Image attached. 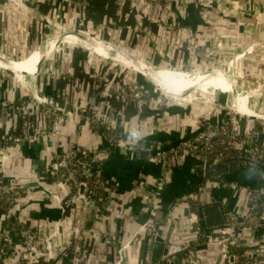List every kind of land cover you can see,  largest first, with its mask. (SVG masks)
I'll return each instance as SVG.
<instances>
[{
  "label": "crops",
  "instance_id": "0c3cea01",
  "mask_svg": "<svg viewBox=\"0 0 264 264\" xmlns=\"http://www.w3.org/2000/svg\"><path fill=\"white\" fill-rule=\"evenodd\" d=\"M153 5L142 0H0V53L18 60L36 50L48 54L54 47L52 41L64 31L85 30L89 35L98 34L106 41L117 45L119 42L126 43L131 50L143 52L151 66H157L155 59L158 56L149 51V47L154 49L155 43L158 45L162 40L167 41L162 45L165 48L163 54L169 52L174 62L184 58L186 52L190 51L187 47L190 36H186L189 34L229 56L228 46L222 43L239 42L238 38L241 37L240 44H248L253 29L249 15L257 12L260 26L256 35L261 44L257 49L259 70H244L247 64L243 63L238 65L240 70L195 71L228 77L238 86L252 80L254 89L257 84V89L264 90V36L261 33L264 30V1L234 0L232 4L228 1V5H224L226 13L223 14L214 2L208 9L211 18L209 24L203 18V11L206 10L203 4L201 7L198 4L180 6L173 3L164 12H158ZM175 41L179 42L177 46L173 44ZM133 53L137 54L138 51ZM101 55L93 50L66 45L55 58L57 63H61L60 80L47 79L40 72L32 78L34 82L27 84L22 82L24 76L20 74H33L35 70L28 68L25 71L23 68L15 71L21 81L9 71L6 74L5 70H0V136L3 133L17 135L26 123L32 127L45 123L41 110L26 120L15 111L16 104L25 99L31 89L41 96H53L71 88L68 95L71 96L70 104L66 103V107L72 106L73 109L63 122L59 136L42 137L36 143L9 145L5 149L0 160V176L5 186L27 192L11 208L5 200H1L0 217L8 215L13 221L38 231L40 236L49 235L58 225L54 241V251L58 255L67 252L69 243L81 232L80 224H83L87 233L78 264H106L107 260H112L109 254L113 252V245L111 247L104 242L107 234L115 235L119 240L114 249L118 243L129 245L123 253V264H162L160 260L166 240L178 243L186 237L188 198L194 199L199 206L212 203L219 205L208 208H214L219 213L222 224L220 210L240 214L246 211L248 202L244 192L218 188L217 182L206 180L202 167L195 160L185 152H180L170 160L167 185L147 207L145 199L160 179L161 168L146 156L130 159L121 151H113L104 164L103 175L110 184L118 186L112 189L106 199L103 230L98 234L92 217L78 204L66 207L65 212L61 213L59 204L70 190L64 182H52L45 176L52 154L61 147L66 150L72 141L96 149L106 147L99 134L93 132L73 106H82L87 102L108 113L114 117L119 134L129 142L148 144L156 140L177 145L202 130L203 118L222 114V108L211 100L230 103L236 99L227 90L217 89L210 90V94L200 95L203 98L194 102L164 95L167 104L159 111L149 103L126 104L115 94L105 97L94 82V74L101 75L113 91L124 83L134 88L140 86L161 98L163 94L144 77L111 67ZM36 57L34 54L28 63L34 60L32 64L35 65ZM216 63L217 68L222 66V63ZM127 67L131 66L128 64ZM71 74L73 78L69 77ZM235 75L242 79L235 80ZM72 82L79 89L76 93L73 85H69ZM184 84L175 87L169 85V89L178 95L179 91L188 89L178 87H193ZM243 88L249 94V88L246 85ZM250 98L247 106L255 110L254 106L257 105V111L264 114V100ZM240 120L242 128L254 124L243 118ZM260 167L243 168L235 165L232 168L229 164L225 172L218 174V180L236 183L244 189L261 188L264 191V168ZM86 218L88 222L85 223ZM156 227L159 231L157 236H153L151 234L156 231ZM196 241L187 254L176 255L173 264H222L218 246L205 245L201 239ZM237 241L249 260L257 255L264 257V233L243 227L238 231Z\"/></svg>",
  "mask_w": 264,
  "mask_h": 264
},
{
  "label": "built area",
  "instance_id": "2783aa9c",
  "mask_svg": "<svg viewBox=\"0 0 264 264\" xmlns=\"http://www.w3.org/2000/svg\"><path fill=\"white\" fill-rule=\"evenodd\" d=\"M163 1L164 4L160 6L169 8L174 0ZM124 89L125 87L119 84L115 92H121V98L126 104L149 103L158 111L167 104L165 94L159 89L158 91L163 94L162 98L148 91L139 90L138 87L126 88V91ZM103 90L105 97L113 95L111 93L113 90L109 86L105 85ZM248 95L251 97L250 93ZM185 98L183 96L181 99ZM53 104L52 101L47 100L46 96H41L34 89H31L25 99L16 104L15 111L23 120L34 116L41 108L45 123L34 127L26 123L17 135L3 133L0 136V160L9 145L36 143L42 137L60 135L61 126L70 113L67 107L59 109ZM84 108L86 109L79 110L80 115L84 117L93 132L99 134L106 147L96 149L72 141L66 150L61 147L52 154L51 163L45 170V176L52 182H64L70 190L68 196L59 204L61 213L65 212L66 207L78 204L86 214L92 217L99 234L103 230L106 199L112 189L118 186L110 184L103 175L104 164L113 151H121L130 159H135L139 152H146L147 159L161 168L160 179L145 199L147 207L167 185L171 158L180 152H185L201 166L207 164L206 180L217 182L218 188L244 192L248 206L242 214L225 213V224L222 229L201 232L197 214L199 204L194 199L188 198L186 237L178 243L166 240L164 246L167 248V254L164 258L174 262L176 255L187 254L189 248L195 245L196 240L200 238L205 245L219 247L222 264H231L236 260L234 251L237 249L241 250L240 257H247L245 264H264V257L261 255L249 260L247 253L242 250L237 241L238 231L243 227L264 233V193L261 194L254 189H244L236 183L218 180L220 178L215 172L216 166L222 163L227 165L234 163L243 168L257 166L264 168V125L254 123L256 127L242 128L241 117L235 111L222 109L220 116L214 114V118L211 116L203 118L202 130L177 145L156 140L143 144L138 141L129 142L122 137L117 131L114 117L99 110L95 105L88 103ZM254 112L264 115L257 110ZM198 191L200 192L201 188ZM26 192L16 187H6L0 176V201L5 200L10 208L25 196ZM84 222H88L87 218ZM83 226L80 224L81 232L75 236L73 242L69 243L67 252L58 255L54 251L58 225L49 235L40 236L38 231L23 226L19 221H13L8 215L4 218L0 217V264H78L84 251L83 242L87 233ZM158 231L156 227V231L151 235L157 236ZM104 242L114 247L119 240L117 241L115 235L107 234ZM118 244L115 249L112 247L113 252L109 255L113 258L111 261L107 260L106 264H123V253L129 245Z\"/></svg>",
  "mask_w": 264,
  "mask_h": 264
},
{
  "label": "rangeland",
  "instance_id": "374dc122",
  "mask_svg": "<svg viewBox=\"0 0 264 264\" xmlns=\"http://www.w3.org/2000/svg\"><path fill=\"white\" fill-rule=\"evenodd\" d=\"M142 1L143 2H148L149 1V2L153 3L154 4L153 6L158 10V12H164V11H167V10L170 9V7L169 8H164V7L160 6L161 4L162 5L164 4L163 0H155V1L154 0L153 1H151V0H142ZM228 1H229L230 4H232V2L234 0H174L173 3L174 4H180V6H183L185 4L186 5L198 4L201 7H202L201 4H203V6L206 9V10L203 11V18L208 23V22H211V18L209 16L210 12L208 11L210 5H212L215 2L216 5H217L216 8L219 9V12L223 14L225 12V6L224 5L225 4L228 5ZM262 1H264V0H259V2H262ZM240 7H241V9H243L242 6H240ZM249 18H250V22L252 23V26H253L252 28L253 29L250 31V40H249L250 42L248 44H246L244 46L242 45V43L240 44L241 39H242L241 37L238 38L239 42L231 41V42H223L222 43L223 46H225V45L228 46V50H230L229 56H225L224 52L214 49L212 45H209V43H206V42L203 43V42L198 41L197 39H195L193 34L186 35L187 37L190 36L187 39V41L189 40V42H187V47H188V50H190L189 52L191 54H189V52L187 51L186 55H184V58L178 59L177 61L175 60L174 62H172V56H170L169 52L167 54H163V52L165 51V48H163L162 45H165L167 43V41L164 42L163 40L158 45L155 43L154 49L149 47L150 48L149 51H152V53H155V55L158 56V58L155 59V62H158L156 64L157 66H155V65L151 66L149 64L150 60L148 58H146V56L144 55L143 52H141L139 50H131L130 47L128 46V44H126V43L125 44H121V42L118 43V46L121 48L122 52H124V55L127 58V62L133 63V67L134 68L129 69L128 67H124V66L121 68L120 66L116 65V63H114L110 59H108V56L103 55V54L101 56L105 57V60H106L105 62L110 64L111 67H113V68L117 67V68L123 69L125 71V73L126 72L127 73H130V72L131 73H139V74L142 73L143 75H145L146 73H144L143 70H145V71L147 70L150 74L152 72L154 73V71L156 73H157V71L158 72L162 71L161 73L162 74L165 73V75L167 73L168 74L169 73L177 74L178 76H181V79L183 77H186L185 78L186 81H184V83H185L184 85H187L188 81H192L193 79H197L198 82L195 84L196 86L194 85L193 87H186V86L179 87V88H184V89L188 88V89L187 90L185 89V91H179L178 95H176V93H174L172 90H170L168 86L167 87L166 86L163 87V85H160V84H162V82H160V84H157V88L159 90H161V92L163 94H165V95L176 96V97H178V96L183 97L184 96V97H186L184 99L185 101L194 102V101H196V99H198L199 95L208 94L207 91H206L207 88H205L203 86L204 81H208V82L211 81L214 84H216V85H218L220 87H223V88H226V87L229 88L228 86L235 85L232 82V80L230 78H228V77H222L221 75H219V76L214 75L213 76V75H209L208 74V73H211V72L200 73V72L195 71V70H240L238 65H241L243 63L247 64L244 70H259V68H260L259 65L260 64L258 65L259 56H258L257 49L261 47L260 46L261 44L258 41V38H257L258 35H256V32L258 31V25L260 26L259 13L251 12V14L249 15ZM261 33L263 34L262 36H264V30H261ZM68 37H70V35L67 36L66 38H68ZM60 40L57 39L56 41H54V40L52 41V43H54V47H53L52 51H50V52H53L55 46L57 44H59ZM77 40L80 41L82 44H85V45L88 44V45L93 46V47L103 48V49H106V50H109V51L113 52V49L111 48L109 43L106 40H104L102 37H100L98 34L88 35V36H85V37H78ZM172 41H174V40H172ZM76 43H78V42H76ZM76 43H73V44L71 43V45L72 46H79V47L84 48L83 46H81L79 44H76ZM173 44L175 46H177L179 44V42L175 41ZM205 44H208V45H205ZM46 48L47 47H45V49ZM136 51H138V53L134 54L133 52L136 53ZM146 51H147V49H146ZM50 52L48 54H44L42 50H36V51L32 52L31 54L25 56L22 60L26 59V62H29V60H31L32 56L35 54V57L37 56L36 59H35L36 60L35 65L40 66V65L44 64V62H46L48 60V58L50 57L49 56ZM161 56H164L165 58L162 59ZM123 59H124V56H123ZM216 61L218 62V65H219V63H222V66L217 68V65L215 66ZM0 62H2V65L4 66L2 68V70H5L6 74L8 73L7 71H9L10 73H12L14 75L15 78H17V79H19L21 81L20 76L18 78V76H17L18 74H16V72H15V70H20L17 63H13L12 61H9V60H7L5 58L0 59ZM33 62H34V60L31 61L30 64H32ZM55 63L56 64H54V65L51 64V65L47 66L45 69H43L41 71H35L33 74H28V73L20 74L21 76H24L22 82H26L27 84H29L31 82H34L32 80V78L35 75L39 74L40 72L45 77H47V79L60 80L61 79L60 76H62L60 74V71L62 70L60 68V66H61L60 64L61 63L60 62L57 63L56 61H55ZM23 68L25 69V71H27V69H28V68H25V67H23ZM29 70H31V69L29 68ZM178 71H180V72H178ZM198 73H200V75H196ZM94 75H95L94 76L95 84L103 92L104 91L103 90L104 86L107 85L106 82H104L103 77L101 75H98L96 73ZM146 75H148V74H146ZM70 76L72 77V74L69 75V77ZM233 78L235 80H239L241 78V76H237L236 77V75H235V76H233ZM247 82H248L247 84L243 83L242 86L235 85L236 86V90H238V92L243 90L246 93V90L243 88V85H246V88L247 89L249 88L248 92L251 94V96L255 100H256V97L264 100V90L257 89V84H256V87L254 89L252 87L253 83H254L252 80H249ZM180 84H182V83L176 82V83H174L173 85H170V86H175V85H180ZM69 85L70 86L73 85L74 93H76L79 90V89L74 87V85H75L74 82L70 83ZM69 85H67V86L70 87ZM122 86L125 87V89H124L125 91L127 90L126 88H132L131 86L129 87L127 84H124V83H122ZM231 88H233V87H231ZM240 88L242 90H240ZM250 88L253 89V90H251ZM138 89L146 91L143 88H141L140 86H138ZM71 90L72 89L69 88L68 91H65L63 93H61V92L58 93L57 92L53 96H46V98H47L48 101H50V102L52 101L55 104V106H57V108L65 109L66 103L70 104L69 102L71 100L70 99L71 96H68V95L70 94ZM128 92L130 93L131 91H128ZM200 92H202V93L200 94ZM111 93L113 95L115 94V95H117L119 97H122L121 92L111 91ZM155 94L159 95L158 93H155ZM249 98H248V100H249ZM245 103L248 104L247 99L245 100ZM54 104H53V106H54ZM85 104H84V106H85ZM84 106L83 105L80 106V104H79L77 106H73V108H76L78 113L80 114L79 110L86 109V108H84ZM47 107L48 106H46V108ZM254 109L256 110L257 107H254ZM40 110H41V108H40ZM67 110L71 114L72 113L71 110H73L72 106L71 107L69 106Z\"/></svg>",
  "mask_w": 264,
  "mask_h": 264
},
{
  "label": "water",
  "instance_id": "95a60500",
  "mask_svg": "<svg viewBox=\"0 0 264 264\" xmlns=\"http://www.w3.org/2000/svg\"><path fill=\"white\" fill-rule=\"evenodd\" d=\"M70 35V38H66L67 36ZM89 34L83 30V31H75V30H68L64 33H62L58 38H56L54 41H56L57 39H61L59 44H57L52 52V54L50 55V57L48 58V60L46 62H44V64L40 65V66H37V65H33V64H30L28 62H26V59L24 60H18V59H14V58H11V57H8V56H5L4 54L0 53V58H5L9 61H12L13 63H17L18 65H20L21 67H25V68H30V69H33L35 71H41L42 69L46 68L47 66L51 65L54 61H55V58H56V55L68 44H71L75 39H77L78 37H85V36H88ZM74 37V38H73ZM107 42L109 43V45L111 46V48L113 49V52L119 57L121 58L122 61H127V58L125 57L124 55V52H122L121 48L113 43V42H110L109 40H107ZM124 51V50H123ZM123 56H124V59H123ZM108 59H110L108 57ZM111 60V59H110ZM112 61V60H111ZM113 62V61H112ZM116 63V62H115ZM116 65L120 66L122 68V65L121 64H117ZM131 73V72H130ZM137 75H140L142 77H144L145 79L149 80L150 82L154 83L156 86L157 84L161 81L157 78H154V77H151V76H148V75H143L142 73L139 74V73H135ZM179 98H182L181 96H178ZM203 97L199 95L198 99L196 101H199L201 100ZM212 102H214V104L216 106H219L221 107L222 109H231L233 111H235V113L240 116L241 118L245 119V120H248L250 122H253L255 124H258V125H264V115H260V114H256V112H254V110L252 108H250L249 106H243L239 103H234V102H222V103H219L217 99L215 100H211ZM247 114H252V115H255L254 117H251V116H248ZM140 156H147V153L146 152H139V154L137 155V157H140ZM200 165V164H199ZM201 166V165H200ZM232 168L235 167V164L232 163L231 164ZM202 167V172H203V175L205 176V178L207 177V164H204ZM261 168V167H260ZM227 169V164L225 163H222V164H218L215 168V172L217 174H220V173H223L225 172V170ZM257 192L263 194L264 191L263 189L261 188H258V189H255ZM213 206H219L217 204H201L199 207H198V211H197V214H198V224H199V228L201 230V232H211V231H215V230H218V229H222L224 227V224H225V213L220 210V214L222 216V224L218 225V226H211V227H208L207 224H206V219H205V214H204V210L207 209L208 207H213ZM160 239V238H159ZM167 254V248L164 246L163 248V252H162V259L160 260L162 264H173V262H170V261H167L164 257L166 256Z\"/></svg>",
  "mask_w": 264,
  "mask_h": 264
},
{
  "label": "bare ground",
  "instance_id": "6f19581e",
  "mask_svg": "<svg viewBox=\"0 0 264 264\" xmlns=\"http://www.w3.org/2000/svg\"><path fill=\"white\" fill-rule=\"evenodd\" d=\"M70 37H68V39H69ZM75 41V42H74ZM73 42H72V44L73 43H76V42H78V43H76V44H79V45H81V46H83L84 48H86V49H89V50H93V51H95L96 53H100V54H103V55H106V56H108L114 63L116 62L117 64H121L122 65V67L124 66V67H127V65L129 64L131 67H128L129 69H131V68H134L133 67V63H130V62H127V61H122L121 60V58H119L114 52H112V51H109V50H106V49H103V48H98V47H93V46H90V45H85V44H82L80 41H78L77 39H75ZM0 59H2V58H0ZM12 64V63H11ZM141 66V65H140ZM4 66L2 65V62H0V69L2 70V68H3ZM18 67H19V69H22L23 67H21L20 65H18ZM143 70V69H142ZM15 71H18V70H15ZM144 72H146L147 74H148V76H151V77H154V78H157V79H159V80H161L160 82H162V84H160V82L158 83V84H160V85H163V87H169V85H173L174 83H176V82H179V83H184V81H186V77H183L182 79H181V76H178L177 74H172V73H167L166 75H165V73L164 74H162L161 72H158L157 71V73L154 71V73L152 72L151 74L146 70H143ZM154 74V75H153ZM198 82V80L197 79H193L192 81H188L187 83H188V85H190V86H194L196 83ZM186 83V84H187ZM178 84V83H177ZM196 86V85H195ZM203 86L205 87V88H207V93L208 94H210L211 93V91H214V90H222V91H224L223 89H225V90H227L226 92H229V93H231L232 94V96H233V94H234V98L236 99V102L237 103H239V104H241V105H243V106H245V100L247 99V101L249 102V100H248V98H249V95L247 94V92L245 93L241 88H240V90H242V91H239L238 92V90H236V86L235 85H233V86H228L229 88H223V87H220V86H218V85H216V84H214L213 82H208V81H204V84H203ZM175 87V86H174ZM231 87H233V88H231ZM179 88V87H178ZM211 90V91H210ZM216 92H218V91H216ZM206 93V92H205ZM236 94V95H235ZM240 96V97H239ZM244 102V103H243ZM254 107H257V109H258V106L257 105H255ZM256 109V110H257ZM248 116H251V117H254L255 115H252V114H247Z\"/></svg>",
  "mask_w": 264,
  "mask_h": 264
},
{
  "label": "trees",
  "instance_id": "16d2710c",
  "mask_svg": "<svg viewBox=\"0 0 264 264\" xmlns=\"http://www.w3.org/2000/svg\"><path fill=\"white\" fill-rule=\"evenodd\" d=\"M241 122V121H240ZM253 127H256V125H252ZM205 213V218L207 221V226L211 227V226H216L219 225L221 223V218L219 213L216 212V210L214 208H207L204 210ZM198 240H200V238H198ZM240 249H237L234 251L235 255H236V260H234L231 264H245L247 261V257L243 258L240 257Z\"/></svg>",
  "mask_w": 264,
  "mask_h": 264
}]
</instances>
